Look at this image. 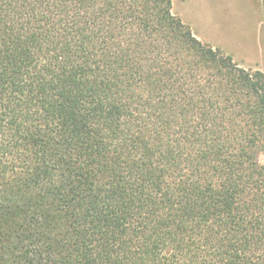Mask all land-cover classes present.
I'll list each match as a JSON object with an SVG mask.
<instances>
[{
  "label": "trees",
  "instance_id": "16d2710c",
  "mask_svg": "<svg viewBox=\"0 0 264 264\" xmlns=\"http://www.w3.org/2000/svg\"><path fill=\"white\" fill-rule=\"evenodd\" d=\"M0 264H264V71L173 0H0Z\"/></svg>",
  "mask_w": 264,
  "mask_h": 264
},
{
  "label": "rangeland",
  "instance_id": "374dc122",
  "mask_svg": "<svg viewBox=\"0 0 264 264\" xmlns=\"http://www.w3.org/2000/svg\"><path fill=\"white\" fill-rule=\"evenodd\" d=\"M173 9L191 24L200 39L231 54L242 66L264 71V14L261 0H173ZM192 16L209 28L222 29L232 35L234 41L224 44L221 32L207 34Z\"/></svg>",
  "mask_w": 264,
  "mask_h": 264
},
{
  "label": "crops",
  "instance_id": "0c3cea01",
  "mask_svg": "<svg viewBox=\"0 0 264 264\" xmlns=\"http://www.w3.org/2000/svg\"><path fill=\"white\" fill-rule=\"evenodd\" d=\"M191 15H192V13H191ZM192 18H193V16H192ZM194 21H195V19H194ZM184 22H186V21H184ZM195 23L199 24L201 29L204 30V32H206L207 34H214V33L217 34V33L221 32V36L224 37V42H223L224 44H226L227 42H230V41H234V38L232 37V35H229V34L223 32L222 29H220V28H209V26H205L203 24H200L197 21H195ZM187 24H189V23H187ZM190 26H191V24H190ZM203 41L205 42L206 40H203ZM220 42H222L221 39H220Z\"/></svg>",
  "mask_w": 264,
  "mask_h": 264
}]
</instances>
